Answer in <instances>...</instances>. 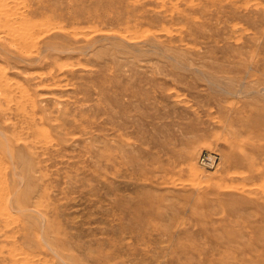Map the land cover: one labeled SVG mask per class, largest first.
<instances>
[{"label": "rangeland", "instance_id": "rangeland-1", "mask_svg": "<svg viewBox=\"0 0 264 264\" xmlns=\"http://www.w3.org/2000/svg\"><path fill=\"white\" fill-rule=\"evenodd\" d=\"M0 264H264V0H0Z\"/></svg>", "mask_w": 264, "mask_h": 264}, {"label": "built area", "instance_id": "built-area-1", "mask_svg": "<svg viewBox=\"0 0 264 264\" xmlns=\"http://www.w3.org/2000/svg\"><path fill=\"white\" fill-rule=\"evenodd\" d=\"M200 161L203 163V164H208V165H211L212 162H213V158L210 156V155H206V154H201L200 156Z\"/></svg>", "mask_w": 264, "mask_h": 264}]
</instances>
